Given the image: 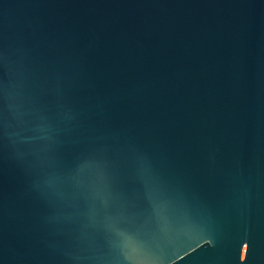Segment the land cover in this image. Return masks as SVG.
Returning <instances> with one entry per match:
<instances>
[{
	"label": "water",
	"instance_id": "1",
	"mask_svg": "<svg viewBox=\"0 0 264 264\" xmlns=\"http://www.w3.org/2000/svg\"><path fill=\"white\" fill-rule=\"evenodd\" d=\"M0 264H264V0H0Z\"/></svg>",
	"mask_w": 264,
	"mask_h": 264
}]
</instances>
